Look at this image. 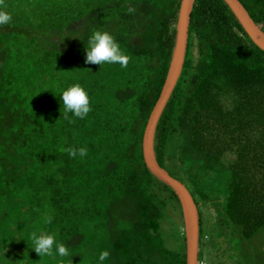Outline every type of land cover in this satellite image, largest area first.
I'll list each match as a JSON object with an SVG mask.
<instances>
[{
    "label": "trees",
    "instance_id": "obj_1",
    "mask_svg": "<svg viewBox=\"0 0 264 264\" xmlns=\"http://www.w3.org/2000/svg\"><path fill=\"white\" fill-rule=\"evenodd\" d=\"M241 1L264 30V0ZM180 2L5 0L12 21L0 26V264H185L178 197L141 150ZM231 10L225 0H195L154 152L208 211L205 220L199 212L198 261L224 264L221 251L231 246L241 253L236 264H264V50ZM97 30L115 37L127 68L85 63ZM75 83L90 97L84 119L64 115L62 93ZM72 147L87 155L70 157ZM33 232L54 235L69 256L54 245L41 257ZM104 250L110 256L100 262Z\"/></svg>",
    "mask_w": 264,
    "mask_h": 264
},
{
    "label": "water",
    "instance_id": "obj_2",
    "mask_svg": "<svg viewBox=\"0 0 264 264\" xmlns=\"http://www.w3.org/2000/svg\"><path fill=\"white\" fill-rule=\"evenodd\" d=\"M225 1L232 9L231 11L250 39L259 48L264 50V30L260 28L249 15L244 3L241 0ZM194 5L195 0H181L180 2L175 22L171 59L159 95L151 109L146 126L143 129L141 140L142 156L147 168L159 179L169 183L178 197L186 243L185 264H198V248L200 246L199 211L197 203L184 180L174 175L162 164L160 165L156 159L154 152V135L163 112V107L184 66L187 54L186 49L190 15Z\"/></svg>",
    "mask_w": 264,
    "mask_h": 264
},
{
    "label": "clouds",
    "instance_id": "obj_3",
    "mask_svg": "<svg viewBox=\"0 0 264 264\" xmlns=\"http://www.w3.org/2000/svg\"><path fill=\"white\" fill-rule=\"evenodd\" d=\"M136 9L132 6L127 7L128 14H134ZM12 21V15L6 10L5 0H0V26L9 25ZM130 60V56L126 55L120 48L119 43L115 37L107 31H95L87 47L85 63L93 65L120 64L121 67L127 68ZM62 101L65 109V118L69 112L73 113L76 117L84 119L88 113L92 110L90 106V97L86 89L80 84L75 83L71 85L67 90L62 93ZM65 151L69 156L75 158L77 154L80 157L87 155V148L80 147L79 149L72 147ZM52 217L46 218V223H51ZM181 231H183L181 229ZM31 239L34 242V250L41 257L53 255V247L55 245L56 250L61 257L69 256V249L63 244H57L55 237L52 234L41 233L37 235L36 232L31 234ZM110 252L104 250L99 255V261L103 262L108 259ZM201 261V260H200ZM198 261V263H200ZM61 264H65L61 261ZM68 264H73V260H70Z\"/></svg>",
    "mask_w": 264,
    "mask_h": 264
},
{
    "label": "rangeland",
    "instance_id": "obj_4",
    "mask_svg": "<svg viewBox=\"0 0 264 264\" xmlns=\"http://www.w3.org/2000/svg\"><path fill=\"white\" fill-rule=\"evenodd\" d=\"M194 194L196 195V198H197L198 195L195 192H194ZM197 206H199V210L198 211L200 212L201 220L207 219L208 211L207 210H204L202 208V205L200 204V201L198 202V205ZM211 208L212 207L210 206L209 209H211ZM259 244L261 245L262 242L259 241ZM260 248H262L263 251H264V248L263 247H260ZM232 249L233 248L231 246L228 247V248L223 247V249L221 251V255H220L221 262L223 261L224 264H236L237 260L241 256V253H240V250H232ZM255 253L257 255H259V256H262L261 255V251L258 249V247L256 248ZM206 255H207V253H206ZM262 257H264V253H263V256ZM262 257H260L259 259H261Z\"/></svg>",
    "mask_w": 264,
    "mask_h": 264
},
{
    "label": "built area",
    "instance_id": "obj_5",
    "mask_svg": "<svg viewBox=\"0 0 264 264\" xmlns=\"http://www.w3.org/2000/svg\"><path fill=\"white\" fill-rule=\"evenodd\" d=\"M200 263H201V264H205V261H204V260H201Z\"/></svg>",
    "mask_w": 264,
    "mask_h": 264
}]
</instances>
